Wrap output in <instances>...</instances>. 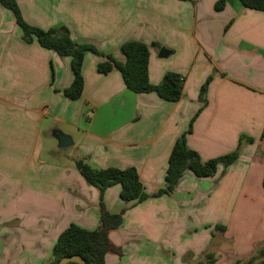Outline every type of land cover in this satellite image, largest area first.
Segmentation results:
<instances>
[{
  "label": "crops",
  "instance_id": "1",
  "mask_svg": "<svg viewBox=\"0 0 264 264\" xmlns=\"http://www.w3.org/2000/svg\"><path fill=\"white\" fill-rule=\"evenodd\" d=\"M14 1L28 25L63 26L73 42L101 55L84 53L81 96L65 98L70 58L34 38L24 41L0 4V264H49L68 225L99 227L100 198L111 214L125 209L122 224L108 231L124 255L108 252L106 264H194L206 253L213 264H233L264 246V12L238 0ZM218 1L222 7L215 9ZM129 40L147 45L152 85L166 72L183 77L178 101L129 91L115 69L97 72L104 55L121 60L118 48ZM208 76L203 105L198 94ZM190 123L186 146L202 160L234 151L244 138L235 162L218 166L217 185L204 189L199 203L196 190L213 179L186 171L174 193L126 204L119 185L100 197L72 156L63 164L42 156L41 126L50 124L56 141L59 134L69 137L81 164L133 167L152 194L165 187L172 146ZM215 222L223 225L213 234L192 231Z\"/></svg>",
  "mask_w": 264,
  "mask_h": 264
},
{
  "label": "trees",
  "instance_id": "2",
  "mask_svg": "<svg viewBox=\"0 0 264 264\" xmlns=\"http://www.w3.org/2000/svg\"><path fill=\"white\" fill-rule=\"evenodd\" d=\"M238 2L244 8L264 12V0H238ZM0 4L12 12L16 24L22 31L24 41L30 42L34 38L41 47L54 51L60 57L70 58L73 79L71 84L62 90V95L69 100L78 99L83 89L81 65L84 53L90 51L98 55L101 54L92 45L73 42L68 30L63 26L42 30L28 25L22 19L14 0H0ZM221 7L222 1H218L215 4V9ZM118 50L122 59L118 60L111 54L104 55L105 60L96 66L98 73L107 74L115 69L120 73L125 88L133 93L153 92L158 97L170 102H176L180 99L182 76L173 72H166L157 85H152L149 82L147 72L149 52L146 44L129 40L123 42ZM209 80L210 77L200 86L198 94L203 105L205 104V92ZM190 131L191 123L185 133ZM185 133L175 140L169 154L164 176L165 187L159 189L153 196L171 193L186 171L192 172L196 177H206L215 172L218 164L223 165V167L232 164L236 160L239 146L244 140V138H240L237 148L230 154L201 161L199 155L186 146ZM79 172L90 186L99 191L100 197L108 187L113 185L120 186L119 198L126 204L138 203L150 197L144 192L138 173L133 167L97 169L82 164ZM262 188L264 189V173ZM124 211L125 209H122L117 214L109 213L100 198L99 227L95 230H86L75 224L68 225L58 235L52 247L49 264H57L62 257L71 255L80 256L85 264H104L106 253L117 251L108 240V231L116 229L122 224ZM219 228L221 227L217 226V229ZM214 262V255L206 253L202 260H198L194 264H213ZM233 264H264V246L259 247L248 260H237Z\"/></svg>",
  "mask_w": 264,
  "mask_h": 264
},
{
  "label": "rangeland",
  "instance_id": "3",
  "mask_svg": "<svg viewBox=\"0 0 264 264\" xmlns=\"http://www.w3.org/2000/svg\"><path fill=\"white\" fill-rule=\"evenodd\" d=\"M209 77V76H208ZM207 79V78H206ZM205 79V80H206ZM212 80V79H211ZM205 82V81H204ZM203 82V83H204ZM202 83V84H203ZM209 83H210V81H209ZM201 84V85H202ZM208 85L209 84H207V87L206 88H208ZM200 90V89H199ZM198 102L201 104L202 103V101L199 99V95H198ZM50 125V124H49ZM49 125H42L41 126V133H40V136H41V138L44 140V148H43V154H42V156L44 157V158H46L47 160H49V161H52V162H54V163H58V164H63L64 162H65V160H66V155H68V156H72L73 157V160H72V163L76 166V164L77 163H81L80 162V158H74L75 157V155H73V153H72V149L70 148V147H66V148H59L58 146H57V141L51 136V134L48 132V127H50ZM52 127H55V126H52ZM186 132V131H185ZM185 132H183V133H185ZM182 133V134H183ZM45 151H49L48 153H45ZM196 152V151H195ZM231 152H233V151H231ZM231 152H229V153H226V154H224V155H227V154H230ZM197 154H198V152H196ZM199 155V154H198ZM223 156V155H222ZM199 157H200V155H199ZM218 157H220V156H218ZM218 157H214V158H210V159H215V158H218ZM201 159V158H200ZM207 160H209V159H207ZM207 160H202L201 159V161H207ZM235 162V161H234ZM233 162V163H234ZM232 163V164H233ZM231 164H229L227 167H229ZM218 166H222L223 167V165H221V164H218L217 165V167H216V170H215V172L212 174V175H210V176H206V177H196L192 172H190V171H188V172H190L191 174H192V176H194L195 178H197V179H199V178H211V179H213L212 181H210L211 182V184H209V183H207L208 185H203V187H202V190H201V192H200V190H196V196L194 197L195 198V200H196V202L197 203H199V198L201 197V195L203 194L202 193V191L205 189V190H210V189H212V188H214L215 187V185H217V181L219 180V178L221 177V175H222V173L220 174L219 173V175L217 176V168H218ZM226 167V168H227ZM224 170H225V167L223 168ZM184 176V174L181 176V178ZM181 178L178 180V182H177V184H176V186H175V188L171 191V193L173 192L174 193V190L176 189V187H177V185H178V183H179V181L181 180ZM144 189V188H143ZM191 189H193V187L191 186ZM158 191V190H157ZM157 191H155V192H153L152 194H148V195H150V197H159L160 195H163V194H160V195H156V196H153V194H155ZM200 192V193H199ZM168 194V193H167ZM169 195V194H168ZM149 197V198H150ZM200 209V208H199ZM224 212V211H223ZM125 213V211L123 212V214ZM123 214H122V219H123ZM221 225H223L221 222H215L212 226H211V223H207V224H204V226L202 225L201 227H199V226H196V229H195V227H193L192 228V231H194V232H196L197 231V229L199 230V229H203L204 231H208V233H210V234H213L214 233V231L217 229V226H220V227H222ZM209 228H211L210 230H209ZM112 245V244H111ZM114 248H116L117 249V251H108V252H113V253H115L114 255L117 257H119V258H122L123 257V255H124V250H122L121 248H118V247H115L114 245H112ZM107 252V253H108ZM106 253V254H107ZM104 264H106V259H105V257H104Z\"/></svg>",
  "mask_w": 264,
  "mask_h": 264
},
{
  "label": "water",
  "instance_id": "4",
  "mask_svg": "<svg viewBox=\"0 0 264 264\" xmlns=\"http://www.w3.org/2000/svg\"><path fill=\"white\" fill-rule=\"evenodd\" d=\"M162 52H163V50H161L160 53H162ZM56 139H57L59 148H66V147L71 145V141H70L68 136L59 134L56 137ZM81 166H82L81 163H77L76 164V169L80 170ZM68 263L85 264L84 260L80 256H77V255H71V256L62 257L57 262V264H68Z\"/></svg>",
  "mask_w": 264,
  "mask_h": 264
}]
</instances>
